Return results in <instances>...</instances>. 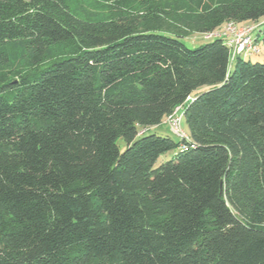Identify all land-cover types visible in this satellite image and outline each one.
<instances>
[{
    "label": "trees",
    "instance_id": "obj_1",
    "mask_svg": "<svg viewBox=\"0 0 264 264\" xmlns=\"http://www.w3.org/2000/svg\"><path fill=\"white\" fill-rule=\"evenodd\" d=\"M260 43L264 0H0V264H264Z\"/></svg>",
    "mask_w": 264,
    "mask_h": 264
},
{
    "label": "built area",
    "instance_id": "obj_2",
    "mask_svg": "<svg viewBox=\"0 0 264 264\" xmlns=\"http://www.w3.org/2000/svg\"><path fill=\"white\" fill-rule=\"evenodd\" d=\"M256 25L226 22L219 28L213 31L205 33L203 36L205 39L218 37L223 39L230 51L231 58L235 59L238 54H251L258 50L257 44L254 41V31ZM180 107L175 108L172 115L168 116L165 120L169 123L172 132L174 128L177 130L180 123L179 116ZM179 135V134H177Z\"/></svg>",
    "mask_w": 264,
    "mask_h": 264
},
{
    "label": "rangeland",
    "instance_id": "obj_3",
    "mask_svg": "<svg viewBox=\"0 0 264 264\" xmlns=\"http://www.w3.org/2000/svg\"><path fill=\"white\" fill-rule=\"evenodd\" d=\"M244 24H251V23L245 22ZM252 24L256 25V30L254 31V36H255V34L258 31V28L259 27L263 28V24L261 23L259 26L257 23H252ZM181 40L186 44V46L191 47V48L200 46L201 44H204L205 42L208 41V40L204 39V36L202 33H192L186 37H182ZM259 48H260V50L258 53L252 54L248 58L251 62H257V61L263 62L264 61V51L262 49L261 43L259 44ZM205 88H206V86H203V87L199 88L198 90L200 91V90H203ZM179 116H180V114H179ZM167 125L162 123V125H160L157 128L146 130L145 134H150L152 132H155V133L160 134V135H168L170 138H172L175 141L178 140L177 136L187 137L186 133L188 132V130H187L184 119H182V121L180 120V123L178 125L177 130L174 128V131H176L177 133L172 132V130L170 129L169 123H167ZM177 134H179V135H177ZM175 135H177V136H175ZM119 144L123 148V142H119ZM172 156H173V151H169V152H166L165 154L160 155L157 162H156V165L170 159Z\"/></svg>",
    "mask_w": 264,
    "mask_h": 264
}]
</instances>
